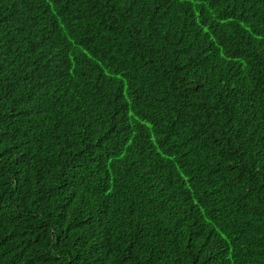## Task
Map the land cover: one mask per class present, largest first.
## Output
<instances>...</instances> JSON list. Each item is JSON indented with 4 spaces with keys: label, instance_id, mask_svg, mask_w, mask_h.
I'll return each mask as SVG.
<instances>
[{
    "label": "trees",
    "instance_id": "16d2710c",
    "mask_svg": "<svg viewBox=\"0 0 264 264\" xmlns=\"http://www.w3.org/2000/svg\"><path fill=\"white\" fill-rule=\"evenodd\" d=\"M0 264H264V0H0Z\"/></svg>",
    "mask_w": 264,
    "mask_h": 264
}]
</instances>
